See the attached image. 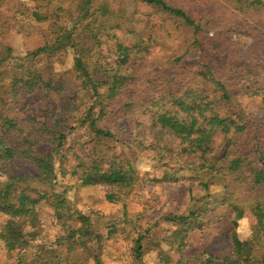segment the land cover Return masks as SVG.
<instances>
[{
	"label": "trees",
	"instance_id": "16d2710c",
	"mask_svg": "<svg viewBox=\"0 0 264 264\" xmlns=\"http://www.w3.org/2000/svg\"><path fill=\"white\" fill-rule=\"evenodd\" d=\"M197 4H163L178 49L144 73L145 39L122 40L124 14L110 4L0 0V246L11 264H149V254L156 264H264V0ZM26 24L46 29L20 55L9 38ZM224 28L250 43L223 42ZM120 122L126 136L111 126ZM143 156L154 165L146 173ZM14 160L35 173L7 174ZM181 172L202 196L155 220L129 211L135 192ZM83 188L95 194L81 199ZM225 210L231 252L186 255L189 234ZM246 210L257 223L241 240Z\"/></svg>",
	"mask_w": 264,
	"mask_h": 264
},
{
	"label": "rangeland",
	"instance_id": "374dc122",
	"mask_svg": "<svg viewBox=\"0 0 264 264\" xmlns=\"http://www.w3.org/2000/svg\"><path fill=\"white\" fill-rule=\"evenodd\" d=\"M96 2L100 4L106 2L110 4L115 12L124 14V29L117 32V35L122 40L131 41L134 40L136 36L145 39L144 44L149 48V54L146 55L148 64H141L145 70L144 73L149 72L147 68L154 65V63H164L170 56H174L176 49H178V43L175 41V38H178L181 32L177 33L178 31L176 32L174 30L175 27L172 28L170 23L165 22L164 18L161 16L163 13L162 6L165 3L169 4V0H153V2L149 0H96ZM183 3L195 6L201 5L197 4V0H183ZM43 29L45 30L46 26L26 24L19 31L17 30L11 34L9 44L17 54L25 55L36 49L41 42L37 37L30 36H37L36 34ZM222 33L223 35L221 37L223 42H240L242 45H248V43H250L248 41L249 37L245 39L241 34L240 37H238L237 34L229 32L227 28L219 31V34ZM150 37H152V39L148 41V38ZM156 59H159V61H155ZM135 74L136 72H134V75ZM111 126H114L116 130L124 136H126L129 131L128 125L124 122H120L119 124L113 123ZM144 156L148 157L149 153H145ZM144 156L139 162V170L142 173H146L154 167V165H152L153 161L144 158ZM69 163L71 166V176L69 181L74 187L70 196L73 198L75 192L74 189L76 186H79L81 182L77 178L73 160H69ZM5 171L7 174L15 176H24L35 173L32 166L21 160L11 161ZM153 171L155 175L160 176L162 168L159 166L158 169ZM190 175L191 173L181 172L179 176H181L180 178H182V180L177 183H156L155 185L142 187L129 198V211L131 213L144 211L146 215L149 216V219L155 220L160 218L161 215L170 208L176 209V207H178L179 211L183 210L190 201V192H193L194 195L198 196L204 194L197 180L185 179V177ZM214 190H217L216 187L210 188V192ZM99 191L100 189H96V192ZM94 194L95 192H92V190L88 188H83L78 193L81 199L90 197ZM208 214L211 216V212ZM224 214H228V211H218L216 218L212 221L210 220L207 226L189 234V243L185 252L186 255L212 254L215 256H223L228 255L231 252V226L226 220V215ZM43 223L44 239L46 241L55 240L58 234V228L54 226L52 219L46 216L43 218ZM255 223H257L256 216L249 210H246L244 217L240 220L238 226V234L241 240H246L251 237L252 226ZM167 230L168 227L164 224L163 228L160 229V232L162 231L164 233ZM173 256L176 259L178 258V254L176 253H173ZM146 260L149 264H156L155 254H149L146 256ZM0 264H11L6 251L2 249L1 246Z\"/></svg>",
	"mask_w": 264,
	"mask_h": 264
}]
</instances>
